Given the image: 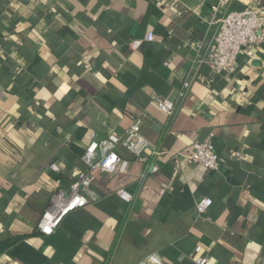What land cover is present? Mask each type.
<instances>
[{"label":"crops","instance_id":"1","mask_svg":"<svg viewBox=\"0 0 264 264\" xmlns=\"http://www.w3.org/2000/svg\"><path fill=\"white\" fill-rule=\"evenodd\" d=\"M218 4L0 0V264H146L151 255L194 264L198 246L208 264L264 263V44L245 50L226 78L194 64L192 48L207 50L213 20L249 7L264 13V0L214 12ZM135 41L143 43L132 51ZM156 98L174 101V115ZM137 120L162 154L144 164L118 148L129 172L92 173L98 198L40 234L52 193L40 176L69 190L91 171L89 144ZM198 142L219 156L218 170L175 156ZM205 198L213 204L200 214Z\"/></svg>","mask_w":264,"mask_h":264},{"label":"built area","instance_id":"2","mask_svg":"<svg viewBox=\"0 0 264 264\" xmlns=\"http://www.w3.org/2000/svg\"><path fill=\"white\" fill-rule=\"evenodd\" d=\"M230 1L219 0V4L213 8L214 12L219 11L223 5ZM236 1L241 2L243 0ZM178 14L182 15V12ZM211 25L216 27V33L207 50H203V45L199 44H192V48L196 52L194 64L198 65L201 62L207 65L214 76L226 78L231 75L235 70L239 56L245 50L264 44V13L257 7L230 12L222 18L213 20ZM153 40L154 35L149 34L147 41ZM142 43V41L133 42L130 45L131 50H137ZM191 82L192 80L188 79L183 83L178 95L180 99H183L190 91ZM155 101L165 114L174 115L176 110L174 101L160 98H156ZM141 127L142 121L137 120L122 136L113 133L102 143L92 142L89 144L86 149L85 160L91 171L80 174L69 190L59 188L46 177L40 176V181L52 190L48 208L38 224L37 229L40 234L51 236L60 227L67 215L98 198L92 191V173L100 171L103 174L116 175L129 172L130 161L119 155L118 148H123L133 158L144 164L148 163L151 157H158L162 154V152L155 150L153 144L143 136ZM98 152L101 155L97 163H94V158ZM175 156L183 158L188 166H203L212 171L218 170L220 164L219 156L210 144L204 142L194 144L190 152L186 154L179 153ZM177 167L179 168L181 165L177 163ZM50 168L53 171H58V167L53 164L50 165ZM158 171V165L154 164L150 167V174H155ZM118 195L125 201L131 200V195L126 190H120ZM212 204L211 199L205 198L197 203V210L200 214H204ZM192 260L194 264H208V259L203 256L201 246L195 248ZM146 264L165 263L156 255H151Z\"/></svg>","mask_w":264,"mask_h":264}]
</instances>
